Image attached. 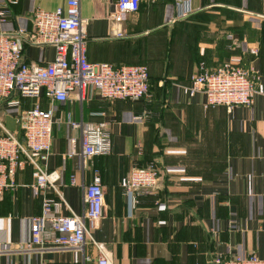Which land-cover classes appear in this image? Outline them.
<instances>
[{
  "label": "crops",
  "instance_id": "crops-1",
  "mask_svg": "<svg viewBox=\"0 0 264 264\" xmlns=\"http://www.w3.org/2000/svg\"><path fill=\"white\" fill-rule=\"evenodd\" d=\"M79 1L89 61L146 65L150 97L109 101L92 89L84 101L76 93L65 103L40 98L43 109L55 110L45 166L61 174L58 214H84L85 187L96 172L105 190L104 214L81 250H17L29 241L31 220L43 210V196L32 188L36 171L25 165L16 174L17 190L0 196V264H98L102 255L111 264H212L216 253L264 260V0H191L183 8L175 0H143L121 23L111 20L117 0ZM66 4L0 0L7 13L0 32L23 31L28 40L37 9ZM255 48L258 57L249 54ZM55 54L53 46L24 47L29 64L50 63ZM226 61L250 64L260 74L250 107H206L203 92L191 93L201 63L215 68ZM35 103L18 93L0 101V132L19 131L23 140L18 120ZM72 121L105 124L112 153L84 159L81 133L71 129ZM150 163L160 170L158 184L139 192L133 208L122 179ZM46 195L58 198L52 190Z\"/></svg>",
  "mask_w": 264,
  "mask_h": 264
},
{
  "label": "built area",
  "instance_id": "built-area-1",
  "mask_svg": "<svg viewBox=\"0 0 264 264\" xmlns=\"http://www.w3.org/2000/svg\"><path fill=\"white\" fill-rule=\"evenodd\" d=\"M8 5H17L20 0H5ZM179 8L191 0H175ZM143 0H117L112 21L121 23L129 14L140 9ZM7 16L0 10V19ZM34 33L26 40L23 31L0 32V101L14 93L22 98L34 99L33 108L22 113L18 120V132H0V196L14 192L18 185L16 174L25 165L36 171L32 186L36 197L43 196V210L40 216L31 220V235L28 242L18 247L24 252L46 249L84 248L92 230L96 229L104 214L105 190L98 172L91 184L85 187L86 209L83 215L58 214L61 193L57 183L61 179L59 171H49L45 163L51 154L53 143V108L43 109L40 98L46 96L53 103L67 102L73 93L82 101L89 96V90L96 89L99 95L109 101H141L150 97V75L146 65L116 67L109 63H91L87 55V21L81 17L80 1L67 0L66 7L54 11L37 9L33 14ZM118 37H124L118 33ZM53 46L55 59L44 65L29 64L24 57L25 44ZM235 47H238L235 46ZM249 54L258 57V49ZM261 76L251 65L243 62L226 61L215 68L201 63L199 71L192 76L191 93L201 91L206 97V107L224 106L231 110L237 106L250 107L254 103ZM70 127L81 133L82 157L90 159L108 156L113 151L109 130L103 123L72 121ZM75 145V140L72 139ZM75 150L69 154L73 157ZM160 176L159 168L150 163L135 166L122 179L121 186L134 208L138 203L137 194L155 188ZM77 177H71V184H77ZM57 195L49 197L46 191ZM102 252V245H98ZM1 253V251H0ZM212 264H264L255 254L224 255L216 253ZM98 264H111L102 255Z\"/></svg>",
  "mask_w": 264,
  "mask_h": 264
},
{
  "label": "trees",
  "instance_id": "trees-1",
  "mask_svg": "<svg viewBox=\"0 0 264 264\" xmlns=\"http://www.w3.org/2000/svg\"><path fill=\"white\" fill-rule=\"evenodd\" d=\"M150 93H151V91H150Z\"/></svg>",
  "mask_w": 264,
  "mask_h": 264
}]
</instances>
